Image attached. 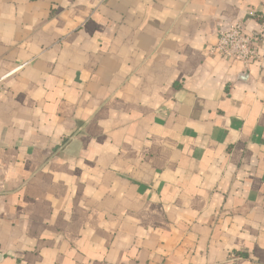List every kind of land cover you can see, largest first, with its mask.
Segmentation results:
<instances>
[{"label":"crops","instance_id":"1","mask_svg":"<svg viewBox=\"0 0 264 264\" xmlns=\"http://www.w3.org/2000/svg\"><path fill=\"white\" fill-rule=\"evenodd\" d=\"M0 264H264V0H0Z\"/></svg>","mask_w":264,"mask_h":264},{"label":"built area","instance_id":"2","mask_svg":"<svg viewBox=\"0 0 264 264\" xmlns=\"http://www.w3.org/2000/svg\"><path fill=\"white\" fill-rule=\"evenodd\" d=\"M241 22L231 24L227 30L218 33L216 44L209 49V54L222 59H232L248 68L260 58L256 48L257 39L243 33Z\"/></svg>","mask_w":264,"mask_h":264}]
</instances>
